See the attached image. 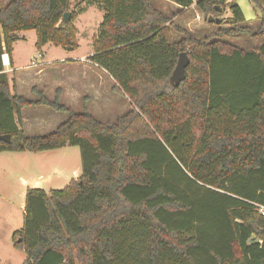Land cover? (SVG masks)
I'll list each match as a JSON object with an SVG mask.
<instances>
[{"label": "trees", "instance_id": "1", "mask_svg": "<svg viewBox=\"0 0 264 264\" xmlns=\"http://www.w3.org/2000/svg\"><path fill=\"white\" fill-rule=\"evenodd\" d=\"M251 1L260 10L255 29L232 0H195L209 25V15L230 12L228 26L199 38L154 0L0 1V55L27 30L37 49L74 50L82 4L101 6L90 59L131 104L110 121L72 111L58 92L50 100L33 87L38 98L28 99L12 90L0 58V135L10 137L0 152L78 146L81 158V174L63 188H26L22 226L11 234L21 264H264L255 206L264 205V8ZM239 34L251 49L219 38ZM182 51L185 77L172 85ZM33 105L67 118L26 135L17 117Z\"/></svg>", "mask_w": 264, "mask_h": 264}, {"label": "rangeland", "instance_id": "2", "mask_svg": "<svg viewBox=\"0 0 264 264\" xmlns=\"http://www.w3.org/2000/svg\"><path fill=\"white\" fill-rule=\"evenodd\" d=\"M71 1L73 7L80 0ZM232 1L239 5L246 24L255 29L258 25L257 17L260 15L258 7L251 0ZM261 1L264 8V0ZM154 4L164 12L170 22L192 33L197 38L212 35V33L220 29L219 25H222V27L228 26L224 23V20L230 16L228 9H225L221 15L217 16L220 19L219 23L209 25L206 22L204 13L196 6L195 0L187 8H182L178 4L168 0H154ZM103 14L104 9L101 6L83 3L82 10L74 21L77 28L78 47L74 50H67L50 44L48 56L51 58H71L89 53L93 54L92 39L99 34ZM173 35L175 38L181 36L180 33L178 34L175 31H173ZM35 37L34 30H27V41L33 40ZM219 38L247 50L251 49L254 45L245 34L220 36ZM85 59L91 61L90 55L85 56ZM66 62L69 63L70 60H66ZM87 64L90 65V62H87ZM70 67L71 73L80 74L79 65L73 64ZM99 71L103 78L98 82L99 85L95 89V92H76V84L74 83L75 85L70 89L71 94L68 96L70 97L68 100L71 102V105L67 103L66 105L74 112L85 109L100 120L115 121L118 116L131 107V104L123 94L112 90L113 80L109 74L105 70L100 69ZM92 73L90 76L95 81ZM56 92L60 94L62 92L61 88H56ZM57 113L55 115L58 122H62L67 118L66 112L59 111ZM27 153L32 155L33 158L27 159L23 157V159L28 161L35 160V165L38 167L39 172L24 174L25 188L61 189L71 180L77 179L81 174V158L78 146H65ZM22 184L17 178L9 177L0 171V264H21L25 258L24 252L14 248L11 241L12 228H20L23 222L21 208L25 199V191L22 193Z\"/></svg>", "mask_w": 264, "mask_h": 264}, {"label": "crops", "instance_id": "3", "mask_svg": "<svg viewBox=\"0 0 264 264\" xmlns=\"http://www.w3.org/2000/svg\"><path fill=\"white\" fill-rule=\"evenodd\" d=\"M5 1L3 0L2 2ZM26 32L20 31L16 33L17 39L13 43V49L10 54V65L4 66V73L14 92L28 99L35 100L38 96L32 88L36 87L37 90H42L44 95L51 100L55 96V89L61 88L60 100L69 105H71V102H69L68 99L70 97L68 96L71 94L70 89L73 85L76 84V92H95L99 85L98 82L103 78L99 70L104 69L93 61L85 59V56L92 55V53L71 58H51L48 56L50 44L47 43L41 49H37L35 46L36 37L27 41ZM66 60H70V62L67 63ZM87 62H90V65ZM73 64L80 66V74L77 75L70 72V66H73ZM91 73L94 75L95 81L90 76ZM93 98L95 99V97ZM57 112L59 111L47 105H33L22 108L17 118L20 119L22 129L26 135L44 134L54 130L61 123L56 120L55 114ZM27 152L29 151L0 152L1 173L9 177H15L22 182V193L27 188L24 187V174L39 172L38 167L35 165V160L28 161L23 159V157L27 159L33 158ZM23 208L24 202L21 208L22 212ZM14 230L16 229L12 228V232Z\"/></svg>", "mask_w": 264, "mask_h": 264}, {"label": "water", "instance_id": "4", "mask_svg": "<svg viewBox=\"0 0 264 264\" xmlns=\"http://www.w3.org/2000/svg\"><path fill=\"white\" fill-rule=\"evenodd\" d=\"M70 17V12L67 11L63 15V20L67 21ZM207 20L210 21H215V23H219L220 19L219 18H214L212 15H209ZM189 63V57L186 52L182 51L179 54L177 63L172 71V74L169 78L170 84H179L180 81L185 77V68ZM0 140L4 142H9L10 137L9 135H0Z\"/></svg>", "mask_w": 264, "mask_h": 264}, {"label": "built area", "instance_id": "5", "mask_svg": "<svg viewBox=\"0 0 264 264\" xmlns=\"http://www.w3.org/2000/svg\"><path fill=\"white\" fill-rule=\"evenodd\" d=\"M0 58L3 66L10 65V55L6 50L1 53ZM255 206L258 212L264 217V205L256 203Z\"/></svg>", "mask_w": 264, "mask_h": 264}]
</instances>
